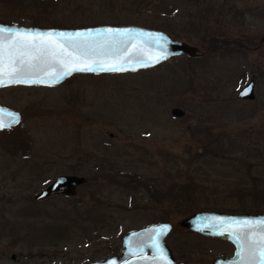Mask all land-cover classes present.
I'll list each match as a JSON object with an SVG mask.
<instances>
[{
    "label": "rangeland",
    "instance_id": "rangeland-1",
    "mask_svg": "<svg viewBox=\"0 0 264 264\" xmlns=\"http://www.w3.org/2000/svg\"><path fill=\"white\" fill-rule=\"evenodd\" d=\"M0 22L156 26L204 53L135 73L79 75L52 88L0 89V103L23 114L16 130L0 133L6 264L119 255L124 235L159 221L172 225L166 243L180 259L185 242L198 243L180 227L193 213L264 212V0H0ZM212 39L219 48L211 55ZM250 80L255 100L237 99ZM173 108L185 116L173 118ZM18 129L26 153L13 137ZM59 175L87 184L73 198L36 201Z\"/></svg>",
    "mask_w": 264,
    "mask_h": 264
},
{
    "label": "water",
    "instance_id": "water-1",
    "mask_svg": "<svg viewBox=\"0 0 264 264\" xmlns=\"http://www.w3.org/2000/svg\"><path fill=\"white\" fill-rule=\"evenodd\" d=\"M0 28L5 29V46L15 43L19 37L9 39V32L32 34L34 36L52 34L51 44L56 51L63 50L62 55L55 58L45 56L34 61V67L26 68L19 76L22 83L9 82L4 76V85L0 89L15 86L24 87H55L66 83L79 75H110L126 74L138 71L152 70L171 60L178 58L194 59L203 56L197 48L184 41L173 39L168 33L135 25H97L82 28H39L26 27L18 24L0 22ZM111 29L112 31H108ZM64 35L61 36L60 34ZM79 34V35H77ZM40 41H36L39 43ZM31 52V49H24ZM63 61L64 63H61ZM7 63V58L6 61ZM91 64L95 71H74L83 63ZM114 64L123 71H101V65ZM67 72V75L64 73ZM58 77H63L58 79ZM255 83L249 81L236 95L239 100L253 101ZM173 118H182L185 112L179 108L171 110ZM22 121L19 111L0 105V122L11 125L0 132L18 126ZM85 184V179L79 176H57L34 199L42 201L56 195L72 197L76 189ZM264 215L248 213H225L217 211H198L181 221L180 227L191 233L206 237L226 240L236 247V259L259 247L252 245L260 241L263 235L258 222L264 221ZM158 229H164L161 234ZM172 231L169 222L159 221L131 231L121 240V253L85 264H176L171 249L166 244V238ZM251 234V235H249ZM240 236V239H237ZM250 245L252 247L250 248ZM230 264H234V262Z\"/></svg>",
    "mask_w": 264,
    "mask_h": 264
},
{
    "label": "snow or ice",
    "instance_id": "snow-or-ice-1",
    "mask_svg": "<svg viewBox=\"0 0 264 264\" xmlns=\"http://www.w3.org/2000/svg\"><path fill=\"white\" fill-rule=\"evenodd\" d=\"M5 29L0 28V86H3L4 76L7 75L9 78V82L22 83L23 80L19 79V76L25 71L26 68L34 67V61H38L45 56H51L55 58L57 55H62L63 50L60 52L56 51V46L51 44L52 34L48 33L46 35L34 36L31 40L28 37L32 34H24V33H12L11 30H7L9 32V39L13 36L19 37L16 39L15 43L12 45H8V49L6 51L5 46ZM108 31H112L108 29ZM61 36L64 34L61 33ZM79 35V34H77ZM36 41H40L36 43ZM24 49H31V52L24 51ZM7 58V63L5 62ZM61 63H64L61 61ZM83 66L73 69L74 71H88L92 72L96 69L88 64L87 62H82ZM101 71H123L122 67H117L114 64L109 65H101ZM68 73L65 72L64 75ZM63 77H58V79H62ZM11 125H7L3 122H0V130H3ZM260 224H264V221L258 222ZM164 229H158L157 233L161 234ZM251 235V234H249ZM237 239H240V236H237ZM259 245L258 252H251V260H246L245 264H252L258 255L259 261L258 264H264V235H262L260 241H253L252 245ZM250 245V248L252 247Z\"/></svg>",
    "mask_w": 264,
    "mask_h": 264
},
{
    "label": "flooded vegetation",
    "instance_id": "flooded-vegetation-1",
    "mask_svg": "<svg viewBox=\"0 0 264 264\" xmlns=\"http://www.w3.org/2000/svg\"><path fill=\"white\" fill-rule=\"evenodd\" d=\"M40 28H56V27H40ZM153 30H156V29H153ZM203 55H204V53H203ZM198 58H200V57H198ZM67 82H69V80ZM254 89H255V86H254ZM0 105H2V104L0 103ZM2 106H4V105H2ZM22 119H23V114H22ZM12 129H14V128H12ZM9 130H11V129H9ZM6 131H8V130H6ZM2 132H5V131H2ZM2 132H0V133H2ZM67 176H76V175H67ZM79 177H83V176H79ZM83 178L85 179V184L82 186H85L87 184V179L85 177H83ZM82 186H80V187H82ZM80 187H78V188H80ZM77 189H76V192H77ZM59 196L67 197V198H73L74 197V196L68 197V196H64V195H56V196H52V197H59ZM259 215H264V212L259 213ZM261 227H262L261 230L263 231V235H264V225ZM182 229L186 232V234L197 238L198 243L195 245H189L188 243L185 242L183 245V249H182L183 253L180 256V259L176 258L172 252V255H173V258H174L176 264H230L231 262L235 261V259H236V247L234 244H232L226 240H223V239L206 237V236H202L199 234L191 233L184 228H182ZM208 243H213V244H215V246H217L219 248L209 250V252L201 251L203 245H206ZM257 246L259 247L258 244H257ZM27 257L31 258L32 256L30 255ZM10 258H11V260L14 261L15 255H12ZM246 260H251V252L246 254V255L238 257L237 260L234 262V264H245ZM258 261H259V257L257 255L256 259L254 261H252V264H258ZM91 262H93V261H91ZM0 264H6L5 257L2 253H0Z\"/></svg>",
    "mask_w": 264,
    "mask_h": 264
},
{
    "label": "trees",
    "instance_id": "trees-1",
    "mask_svg": "<svg viewBox=\"0 0 264 264\" xmlns=\"http://www.w3.org/2000/svg\"><path fill=\"white\" fill-rule=\"evenodd\" d=\"M147 27L150 28V29H159V27H156V26H147ZM160 29H162V30H166V31L172 33L171 30H168V29H166L165 27H164V29H163V26H162V28L160 27ZM210 43H212V47L210 46V48H211V50H210V54L212 55V54H215V53H216V50H217L219 47H217V44H216L217 42H216L214 39L210 40ZM181 59H183V58H181ZM181 59L178 58L177 60H181ZM184 59H185V60H189V61H193V59H186V58H184ZM17 128H18V127H17ZM13 130H16V128L11 129V131H13ZM13 137H15V140L17 141V145L20 144V151L26 153V152L28 151L29 144L27 143V141H26V137L24 136L23 132H22V133L19 132V129H18L16 135H14ZM103 179H104V180H107L109 183H111V181H112L113 179H115V178H114V175L111 176L110 174H105V175L103 176ZM129 181H133L136 185H139V184L142 185V186L148 191V193H149L151 196L155 195V194H154V190H152V189L150 188V187H151V184L143 183L139 178L130 179ZM189 193H190L191 195H194V191H193L192 189H191V191H190V188H189ZM152 194H153V195H152ZM232 213H248V212H247V210H245V208H243L242 211H232Z\"/></svg>",
    "mask_w": 264,
    "mask_h": 264
}]
</instances>
